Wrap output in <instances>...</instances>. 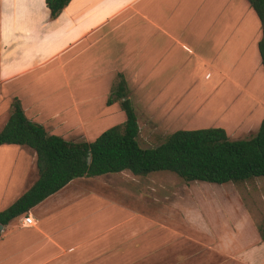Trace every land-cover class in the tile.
Listing matches in <instances>:
<instances>
[{
	"label": "crops",
	"instance_id": "crops-1",
	"mask_svg": "<svg viewBox=\"0 0 264 264\" xmlns=\"http://www.w3.org/2000/svg\"><path fill=\"white\" fill-rule=\"evenodd\" d=\"M260 38L259 18L247 0H71L55 19L46 0H0V85L22 102L17 88L58 71L66 80L64 94L23 102L28 118L44 126L45 119L63 113H71L74 122L90 118L108 99L104 95L93 101L94 90L104 93L107 87L91 79V53L86 59L79 53L94 51L90 42L99 39L101 63L109 71L148 73V94L164 104L177 130L184 128L178 121L190 110L187 88L197 83L194 77L188 79L189 72L205 67V83L202 79L196 84L195 97L214 100L221 81L241 85L232 72L245 57L249 75L238 79L252 83L250 99L255 89L259 95L253 74H260L264 83ZM215 76L216 82L208 86ZM46 82L53 88L59 83ZM21 148L0 146L18 151L12 158L0 155V211L38 178L29 181ZM31 159H36L35 152ZM137 178L141 176L126 170L73 179L24 215L30 214L34 225H21V216L3 226L0 264H181L174 257L179 243L204 244L203 236L189 234L199 224L143 222V213L131 205L146 190L142 186L134 191Z\"/></svg>",
	"mask_w": 264,
	"mask_h": 264
},
{
	"label": "rangeland",
	"instance_id": "rangeland-1",
	"mask_svg": "<svg viewBox=\"0 0 264 264\" xmlns=\"http://www.w3.org/2000/svg\"><path fill=\"white\" fill-rule=\"evenodd\" d=\"M256 32H258L257 26L255 34ZM93 44L94 51L85 52L83 49L79 56L86 59L91 53V59L94 61L91 79L93 82L100 80L107 87L104 93L97 91L96 94L94 90L92 100L99 101L102 96L106 95L107 99L110 95L112 86L118 82L119 72L109 71V68L101 63L100 40L90 42V45ZM243 51L238 50L239 53L244 54ZM57 72L50 73L49 76L35 82L33 80L27 87L17 88L23 100L22 103L29 104L37 101L39 97L57 98V94H64L63 85L66 80ZM205 72L204 67L186 75L189 80L194 77L197 83H200L202 79L204 81ZM124 74L129 82V96L138 115L139 141L143 147L157 146L176 130L173 126L174 121L167 116L164 104L159 102L155 94H148L147 88L150 84L147 72L130 71ZM248 75V66L243 57L238 60L232 72V77H235L236 82L239 80L241 85L235 87L234 82L230 84L223 80L216 86V99L209 101H206V97L197 99L195 97L197 83L190 85L185 97L189 102L187 110H190L189 113L186 112L187 118L178 121L184 128H178L223 127L232 139L252 136L264 117V83L260 74H253V84L260 87V92L258 95L255 89L250 99L247 94L250 92L252 83H248L245 79H238ZM48 80L59 83L53 88L46 85ZM212 81L216 82V76L207 82L208 86L213 83ZM12 91L0 85V127L4 119L11 114L12 102L17 97ZM211 91L212 89L209 88L204 93L209 94ZM230 100L231 104L228 103ZM233 101L234 104H232ZM70 115L72 114L63 113L57 119H45L47 131L56 132L70 140L92 141L101 131L124 122L126 118L119 102L111 106L102 105L92 117L77 119L76 122L69 119ZM72 122L77 123L76 127L75 124H71ZM20 147H22L21 152L27 157V176L30 177L29 181H32L38 176L36 159H31L34 157V151L28 146L20 145ZM17 153L15 149L0 150V155L4 154L8 158L15 157ZM132 182L134 191L139 192L142 186L146 188L131 200L134 209L143 213L141 217L143 222L189 227L199 224V228L193 227L189 234L203 236L204 244L196 240L183 241L181 246L179 243V246L175 247L179 251L174 257L181 264H264V239L261 236V228L264 227V177L242 182L214 184L204 181L185 182L172 172L160 171L137 178ZM20 222L21 225L24 224L23 220Z\"/></svg>",
	"mask_w": 264,
	"mask_h": 264
},
{
	"label": "trees",
	"instance_id": "trees-1",
	"mask_svg": "<svg viewBox=\"0 0 264 264\" xmlns=\"http://www.w3.org/2000/svg\"><path fill=\"white\" fill-rule=\"evenodd\" d=\"M71 0H46L51 18H57ZM261 27L258 49L264 70V0H247ZM112 86L107 104L119 102L125 121L109 127L94 140H70L47 131L28 118L15 97L12 111L0 129V146L24 145L36 154L37 180L15 202L0 211V225L24 216L31 208L78 177L130 171L135 176L168 171L185 182L214 184L264 177V117L249 138L232 139L223 127L179 129L159 145L143 147L140 126L123 73ZM2 229L0 228V237ZM264 239V227L261 228Z\"/></svg>",
	"mask_w": 264,
	"mask_h": 264
},
{
	"label": "built area",
	"instance_id": "built-area-1",
	"mask_svg": "<svg viewBox=\"0 0 264 264\" xmlns=\"http://www.w3.org/2000/svg\"><path fill=\"white\" fill-rule=\"evenodd\" d=\"M23 223H24L25 226L26 225H34L35 224L34 219H33V217L30 214H28V215L23 217Z\"/></svg>",
	"mask_w": 264,
	"mask_h": 264
},
{
	"label": "water",
	"instance_id": "water-1",
	"mask_svg": "<svg viewBox=\"0 0 264 264\" xmlns=\"http://www.w3.org/2000/svg\"><path fill=\"white\" fill-rule=\"evenodd\" d=\"M0 228L2 229L3 228V225H0Z\"/></svg>",
	"mask_w": 264,
	"mask_h": 264
}]
</instances>
